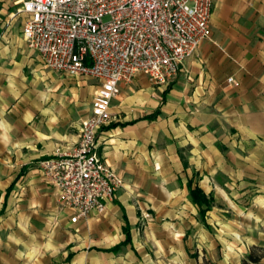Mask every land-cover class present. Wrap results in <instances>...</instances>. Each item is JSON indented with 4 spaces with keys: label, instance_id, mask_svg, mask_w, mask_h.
<instances>
[{
    "label": "crops",
    "instance_id": "0c3cea01",
    "mask_svg": "<svg viewBox=\"0 0 264 264\" xmlns=\"http://www.w3.org/2000/svg\"><path fill=\"white\" fill-rule=\"evenodd\" d=\"M244 2L214 0L212 40L201 43L169 87L143 75L121 87L109 108L114 126L99 131L97 153L124 184L105 213L71 223L39 162L76 145V103L61 96L60 84L52 93L28 90L27 47L9 26L13 17L22 25L23 15L0 0V179H18L7 209L40 244L35 264H242L257 246L264 221L250 214L256 205L239 208L249 212L250 232L238 235L230 221L219 220L214 202L201 218L187 187L190 181L216 201L220 174L264 180V59L257 43L237 38L227 18ZM246 2L257 15L260 0ZM229 76L238 87L226 86ZM69 83L75 96L78 83Z\"/></svg>",
    "mask_w": 264,
    "mask_h": 264
},
{
    "label": "built area",
    "instance_id": "2783aa9c",
    "mask_svg": "<svg viewBox=\"0 0 264 264\" xmlns=\"http://www.w3.org/2000/svg\"><path fill=\"white\" fill-rule=\"evenodd\" d=\"M213 2L17 0L22 40L43 67L98 83L76 145L56 150L39 163L71 223L105 213L123 186L122 177L97 153L98 133L111 122L112 100L137 75L153 86L170 84L184 62L210 39ZM228 83L238 86L234 78Z\"/></svg>",
    "mask_w": 264,
    "mask_h": 264
},
{
    "label": "rangeland",
    "instance_id": "374dc122",
    "mask_svg": "<svg viewBox=\"0 0 264 264\" xmlns=\"http://www.w3.org/2000/svg\"><path fill=\"white\" fill-rule=\"evenodd\" d=\"M6 1L7 5L10 6V11L13 13V15H20L17 12L19 7L17 0ZM246 3L247 2L245 0L241 8H239L237 12H233L232 15H227V18L230 22L229 24L237 30V38L241 40L244 45L249 46L253 42L257 43L261 47V53L258 54L259 59H264V0H260L259 2L257 15L255 11L253 14L250 12V7L247 6ZM20 19L21 18L19 17H13L11 20L12 22H10L9 26H13V30H17L18 36L22 40L21 33L19 32L22 26ZM212 38L213 36L211 34L210 39L206 41H211ZM224 38L225 41H227L228 37ZM219 46L220 51H223L224 54L225 51L222 50L224 49L223 45L219 43ZM26 49L28 67L23 75L27 76L28 90H44V93H52L56 86L60 84L61 86L58 90L59 93H62L61 96L67 98V101L71 102V100H75L76 104H74L73 102V106L75 107V110H73V112L75 113L76 118H80L82 122V120L86 118V115L89 114L88 112H90L88 111V106L89 104H91L93 92L98 86L97 81L90 78H83L86 80L83 83L79 79H76L74 81L75 78L50 71L43 67L36 53L29 50L28 48ZM18 55H15L16 59H18ZM21 56L23 57V55ZM182 68L183 66L181 67L180 72L182 71ZM179 73L174 80L178 78ZM37 77H39V80L36 79ZM40 78L43 79V86L40 85ZM229 78L233 77L229 76L226 78V86L233 87L228 83ZM69 82L78 83V85L76 86L77 92L75 96H73V93L71 92L73 91L72 87L75 85ZM169 86L170 84H168L166 87ZM189 173H192V176L194 177L195 174L191 169H189ZM17 180L18 179H15L13 182H11V180H8L6 178L0 179V264H35L34 258L36 256V250L37 247L40 246V244L32 242L31 237L26 234V229L21 226L22 223L20 218L15 214L10 213L9 209H7V199L9 198L10 192L13 190L14 184L17 182ZM217 182L220 186L219 195L217 196L216 201L212 197H210V200L208 202L210 208L213 202L215 203V205L219 206L218 218L220 221H230V223L235 226L238 235H243L246 234V232H250V229L246 228L247 224V226L250 225V218L247 216L249 212L250 214H253L257 219L264 221V208H261V205H264V196L260 195V191L264 189L261 188V186L264 187V185H261L264 184V180L229 181L225 180L224 177L222 178V175L220 174V178ZM251 204L257 206L256 208H250L252 211L249 210ZM239 208L241 210L246 208L249 210V212H246L244 214L240 212ZM143 216L144 215H142V217ZM143 219L149 220V215L147 214V217ZM249 254H252L253 257L258 258V262L252 263L247 260V256ZM249 254L245 256V260L243 261V263L246 262L245 264H264V234H262L257 246H253L250 248ZM208 263L209 262L206 261L203 262V264Z\"/></svg>",
    "mask_w": 264,
    "mask_h": 264
},
{
    "label": "trees",
    "instance_id": "16d2710c",
    "mask_svg": "<svg viewBox=\"0 0 264 264\" xmlns=\"http://www.w3.org/2000/svg\"><path fill=\"white\" fill-rule=\"evenodd\" d=\"M158 113H159V111L156 110V112L153 114V116L147 117V119H153L154 117H156V115H158ZM113 126L114 125L110 124V125H107L105 127L111 128ZM105 127H103V128H105ZM187 187H188V190H189V196H190L191 202L194 205H196L197 207H199V215H200L201 218H203V216L205 215L206 211H208L210 209L209 202H208L210 200V198H206V196L203 194V192L198 187L192 188L190 181L187 182ZM128 240H129L128 239V233L126 231V240H125V242H128ZM247 260H249L252 263L258 262V258L253 257L252 254H249L247 256ZM245 263H243V264H245Z\"/></svg>",
    "mask_w": 264,
    "mask_h": 264
}]
</instances>
